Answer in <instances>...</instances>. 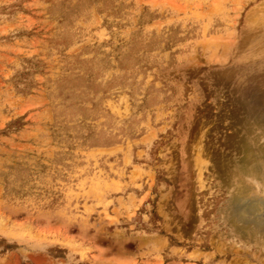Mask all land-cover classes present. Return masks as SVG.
I'll return each mask as SVG.
<instances>
[{"label": "rangeland", "instance_id": "1", "mask_svg": "<svg viewBox=\"0 0 264 264\" xmlns=\"http://www.w3.org/2000/svg\"><path fill=\"white\" fill-rule=\"evenodd\" d=\"M244 143L264 0H0V264H264Z\"/></svg>", "mask_w": 264, "mask_h": 264}, {"label": "bare ground", "instance_id": "2", "mask_svg": "<svg viewBox=\"0 0 264 264\" xmlns=\"http://www.w3.org/2000/svg\"><path fill=\"white\" fill-rule=\"evenodd\" d=\"M244 157L240 170L243 174L259 180L264 184L263 171L264 157L260 163L258 160L261 150H253L248 145H243ZM246 193L244 189L238 191V195L233 201H229L227 217L234 227L232 237L241 243L264 242V202L259 198L244 199ZM242 203V204H241ZM238 223L240 225H238Z\"/></svg>", "mask_w": 264, "mask_h": 264}]
</instances>
